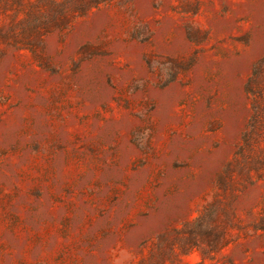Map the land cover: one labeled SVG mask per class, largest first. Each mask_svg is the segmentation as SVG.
I'll return each instance as SVG.
<instances>
[{
  "label": "rangeland",
  "instance_id": "obj_1",
  "mask_svg": "<svg viewBox=\"0 0 264 264\" xmlns=\"http://www.w3.org/2000/svg\"><path fill=\"white\" fill-rule=\"evenodd\" d=\"M91 1L0 0V264H264V0Z\"/></svg>",
  "mask_w": 264,
  "mask_h": 264
},
{
  "label": "trees",
  "instance_id": "obj_2",
  "mask_svg": "<svg viewBox=\"0 0 264 264\" xmlns=\"http://www.w3.org/2000/svg\"><path fill=\"white\" fill-rule=\"evenodd\" d=\"M103 1H110V0H92L91 1L92 5L91 4L80 5V7H75V8H79V10L84 12L85 10L90 9L91 6L93 5L96 6L97 4ZM41 24L43 23H38V21L27 22L26 28L28 27V29L32 30L37 28V25H41ZM246 91L252 100L253 115L249 124L250 130L244 133L245 142H247L251 130L256 129L257 125H259L262 114L264 112V57L254 65L252 74L250 75L246 84ZM232 168L233 167L231 165H228L225 170V174H229ZM212 232H214V230L211 227H207L206 216L198 217L195 220V229L192 231V234L205 235ZM195 239L196 238H194L193 240ZM193 246H197V243H193L191 247Z\"/></svg>",
  "mask_w": 264,
  "mask_h": 264
}]
</instances>
